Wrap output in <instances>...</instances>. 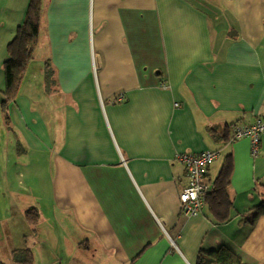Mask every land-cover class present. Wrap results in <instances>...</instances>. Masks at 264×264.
Returning <instances> with one entry per match:
<instances>
[{"label": "crops", "instance_id": "crops-1", "mask_svg": "<svg viewBox=\"0 0 264 264\" xmlns=\"http://www.w3.org/2000/svg\"><path fill=\"white\" fill-rule=\"evenodd\" d=\"M28 2L0 0V104ZM33 61L38 83L10 102L8 123L39 164L5 160L0 107V264L22 249L32 264H74L82 251L109 264H196L219 248L264 264V216L245 222L264 202V135L257 158L248 138L229 141L264 115V0H42ZM206 151L219 152L210 189L232 158L224 223L205 203L196 216L180 212L177 156ZM67 221L71 242L53 225Z\"/></svg>", "mask_w": 264, "mask_h": 264}, {"label": "trees", "instance_id": "trees-1", "mask_svg": "<svg viewBox=\"0 0 264 264\" xmlns=\"http://www.w3.org/2000/svg\"><path fill=\"white\" fill-rule=\"evenodd\" d=\"M42 0H29L22 24L17 28L13 40L7 47L8 60L3 64L6 87L0 107L4 114L6 124L8 120V105L17 96L26 68L33 58L38 43L39 26L41 20ZM46 80L52 75L48 67H45ZM233 171L231 156L224 158L218 175L216 176L210 191L204 197V203L210 214L218 223L229 220L231 202L228 195ZM264 216V202L249 211V217L245 222L253 224L255 220ZM28 222L35 226L38 220L36 209L26 212ZM14 264H32L33 254L29 249L12 252ZM196 264H242L240 258L227 248H219L214 251L200 252Z\"/></svg>", "mask_w": 264, "mask_h": 264}, {"label": "built area", "instance_id": "built-area-1", "mask_svg": "<svg viewBox=\"0 0 264 264\" xmlns=\"http://www.w3.org/2000/svg\"><path fill=\"white\" fill-rule=\"evenodd\" d=\"M264 135V115L251 125L234 126L230 142L248 138L250 155L257 158L261 151V138ZM218 151H206L200 155L181 154L177 160L184 166L187 174V184L179 194L180 212L184 217L196 216L204 205V197L210 187L204 181L206 170L218 158Z\"/></svg>", "mask_w": 264, "mask_h": 264}, {"label": "rangeland", "instance_id": "rangeland-1", "mask_svg": "<svg viewBox=\"0 0 264 264\" xmlns=\"http://www.w3.org/2000/svg\"><path fill=\"white\" fill-rule=\"evenodd\" d=\"M34 59L35 56H34ZM36 62L33 61L31 64L28 65V68L27 70L25 71L24 73V76H23V85L21 86V88H23L22 90L18 91V96L21 95L23 97H25L26 95L28 96V94H30V89L32 86L33 89L34 87L36 86L35 83H38V73H37V68L36 67ZM26 89V90H25ZM33 95V94H32ZM34 98V96H33ZM9 113V111H8ZM10 125L6 126L4 125V127L6 128V132H7V137H8V140H9V144L7 146V151L9 153V156L7 155L5 157V160H9L11 161V164H20L22 163V161H26V163L29 165H35L36 163V159H37V163L39 164V160L38 158H36V156L34 155V152H32V150H27L25 153L23 152V147H20L19 146V143H18V137L20 136L19 135V132L16 128L15 125H13L11 122L9 123ZM2 145H3V142L1 140V137H0V149L2 148ZM6 147V144H4V148ZM19 160H21L20 163ZM44 167V164L43 166ZM26 177L25 180H27V176L29 175L28 172L26 173H23ZM49 181V172L47 171V169H44L43 170V173H42V182H43V193H45V189H46V183H48ZM53 225H56V229H60L62 231H64L67 235H68V239L69 241L71 242L72 240L71 239H74V233H73V228H71L70 226V222L67 221V223H61V222H58L57 224H55L53 222ZM53 227V226H52ZM87 251V250H86ZM83 252V251H82ZM76 252L74 253L73 257L74 258H79V260H73L71 259L70 262H73L74 264H109L108 261L105 262L103 260L104 256L103 254L99 253V254H96L94 253L93 251L92 252H86L87 254H85L84 252ZM59 257H64L65 259V256H67V254H65V252L63 253H58ZM84 260V261H83ZM62 264H66V262H63Z\"/></svg>", "mask_w": 264, "mask_h": 264}]
</instances>
